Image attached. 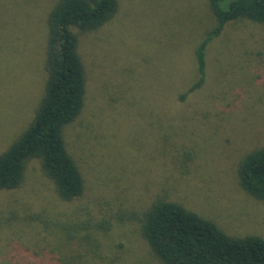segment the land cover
I'll list each match as a JSON object with an SVG mask.
<instances>
[{
  "label": "rangeland",
  "instance_id": "obj_1",
  "mask_svg": "<svg viewBox=\"0 0 264 264\" xmlns=\"http://www.w3.org/2000/svg\"><path fill=\"white\" fill-rule=\"evenodd\" d=\"M60 1L0 0V154L44 96ZM215 25L209 0H118L102 27L73 28L87 92L65 140L84 191L62 200L28 161L22 184L0 190V264H164L142 232L156 199L264 238V202L238 179L243 157L264 147V26L227 24L209 45L204 84L188 93L195 48Z\"/></svg>",
  "mask_w": 264,
  "mask_h": 264
},
{
  "label": "trees",
  "instance_id": "obj_2",
  "mask_svg": "<svg viewBox=\"0 0 264 264\" xmlns=\"http://www.w3.org/2000/svg\"><path fill=\"white\" fill-rule=\"evenodd\" d=\"M226 1L209 0L216 25L195 48L198 77L188 93L204 84L209 45L227 24L248 19L264 26V0ZM117 11L118 0H61L51 11L44 96L27 129L0 154V190L18 188L28 161L37 159L62 200L83 194V176L65 140L66 128L85 108L87 92V69L73 28L97 30ZM238 179L247 194L264 202V147L243 157ZM142 232L164 264H264L262 236L230 235L181 203L153 201L143 213Z\"/></svg>",
  "mask_w": 264,
  "mask_h": 264
}]
</instances>
